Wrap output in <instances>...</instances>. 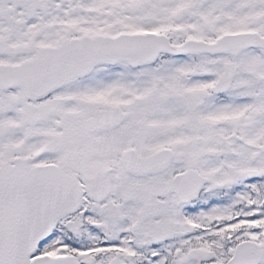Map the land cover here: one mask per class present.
<instances>
[{"label": "snow or ice", "instance_id": "snow-or-ice-1", "mask_svg": "<svg viewBox=\"0 0 264 264\" xmlns=\"http://www.w3.org/2000/svg\"><path fill=\"white\" fill-rule=\"evenodd\" d=\"M0 264H264V0H0Z\"/></svg>", "mask_w": 264, "mask_h": 264}]
</instances>
